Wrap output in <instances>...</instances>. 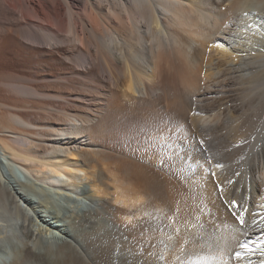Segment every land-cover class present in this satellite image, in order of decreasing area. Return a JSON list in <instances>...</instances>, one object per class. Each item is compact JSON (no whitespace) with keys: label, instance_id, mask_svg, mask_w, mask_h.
Wrapping results in <instances>:
<instances>
[{"label":"bare ground","instance_id":"6f19581e","mask_svg":"<svg viewBox=\"0 0 264 264\" xmlns=\"http://www.w3.org/2000/svg\"><path fill=\"white\" fill-rule=\"evenodd\" d=\"M262 26L264 0H0V264H264Z\"/></svg>","mask_w":264,"mask_h":264},{"label":"snow or ice","instance_id":"6c2138e0","mask_svg":"<svg viewBox=\"0 0 264 264\" xmlns=\"http://www.w3.org/2000/svg\"><path fill=\"white\" fill-rule=\"evenodd\" d=\"M247 15V13L245 14ZM264 27V26H262ZM156 127L158 128V125H156ZM142 129H132L129 132L125 133L126 136L128 135H132L135 136L137 131H141ZM166 131V129H159V133L160 135H163L164 132ZM146 134V132H145ZM203 144V141H201V145ZM217 167H222V165L217 164ZM194 165L193 164H188L187 165V171H191L193 170ZM181 171L184 172L185 169L181 168ZM220 191L222 192L223 189L221 188ZM226 203L230 206V211H231V216L235 218V221L239 222V225L237 226L236 223L234 222H230L229 220H223L221 221V223L224 225L225 228H230L232 233H241L243 235H247V231L248 229L246 228V220H245V212L246 209H244L242 206L237 205L235 200H231V201H226ZM176 212H179V207H177ZM255 215V214H254ZM149 216H151V214H149ZM175 216L176 214H165L164 216L161 217V219H165L168 220L172 223L175 222ZM261 219H264V214H261ZM196 220L199 221L200 217L197 216ZM253 224H256L260 229L264 230V223H260L258 221L253 220L252 222ZM168 227H171V223H169ZM201 228H203V225H200ZM156 231H163L160 228H157ZM177 233H179V228H177L175 230ZM171 235H169V239H171ZM162 242V241H161ZM194 243H196V241H193ZM238 246L241 249H247L248 251H253L252 248H250L249 246V242L246 239H240L239 236H235L233 235V247ZM210 247V245H209ZM261 253L264 254V248L260 249ZM161 259H163V257H160ZM236 258L240 259L242 258V253L241 252H236Z\"/></svg>","mask_w":264,"mask_h":264}]
</instances>
